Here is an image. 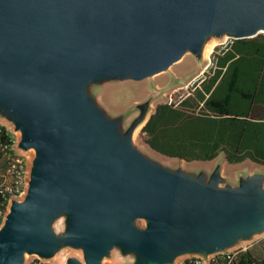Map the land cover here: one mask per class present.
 Segmentation results:
<instances>
[{"label":"water","instance_id":"95a60500","mask_svg":"<svg viewBox=\"0 0 264 264\" xmlns=\"http://www.w3.org/2000/svg\"><path fill=\"white\" fill-rule=\"evenodd\" d=\"M261 30L264 0H0V118L20 133L18 150L34 151L25 196L0 226V264L65 248L83 257L65 264H102L114 249L130 264L206 261L262 233L260 175L234 188L219 187V167L207 182L169 170L132 147L131 129L117 138L120 118H102L84 92L200 59L206 36Z\"/></svg>","mask_w":264,"mask_h":264},{"label":"trees","instance_id":"16d2710c","mask_svg":"<svg viewBox=\"0 0 264 264\" xmlns=\"http://www.w3.org/2000/svg\"><path fill=\"white\" fill-rule=\"evenodd\" d=\"M212 67L177 103L157 105L141 132L166 158L264 166V35L230 39L215 51ZM11 137L0 126L2 175L12 156ZM1 200V198H0ZM230 264H264L247 251Z\"/></svg>","mask_w":264,"mask_h":264},{"label":"rangeland","instance_id":"374dc122","mask_svg":"<svg viewBox=\"0 0 264 264\" xmlns=\"http://www.w3.org/2000/svg\"><path fill=\"white\" fill-rule=\"evenodd\" d=\"M229 40L224 36H206L202 47V52L203 49L204 52L203 55L201 52L200 59L188 52L181 60L173 64L166 71L152 77L141 81L100 80L97 81L99 83L86 84L84 86V92L90 98V101H88L90 105L93 108L99 109L98 111L102 118L108 120L120 118L115 126L117 138L122 139L129 129L132 130L131 145L146 158L172 171L180 170L184 174L193 177L202 174L205 182H207L215 168L219 167L221 176L219 187L238 188L250 176L258 174L262 179L261 189L264 190V166L256 165L249 160L238 164H228L222 154H219L211 161L186 162L176 158H166L157 154L147 146L145 142L147 137L141 132L142 127L157 105L177 103L188 94L193 85L200 81L204 71L212 67L211 57L213 53L227 46ZM197 73L199 74L194 77ZM146 101L147 107L143 111V116L132 126L134 120L141 114L140 109L137 108ZM0 124L15 131L13 126L2 118H0ZM15 132V145L17 147L20 133L18 131ZM27 152L29 155L28 168L30 170L34 158V151L28 150ZM2 168L3 165L0 161V173L3 170ZM65 222L66 217L59 216V218L51 220L49 226L55 235H61L65 231ZM137 224L138 226L143 225L142 222H138ZM242 246L256 259L260 260L264 258V231L250 237L248 241L237 244L231 249L234 250ZM187 257L189 256L181 257L182 259L178 258L176 264ZM69 258H76L80 262H83L82 251L65 248L50 260H42L36 256L25 255L24 264H65ZM132 260V256L123 257L118 249H114L110 252V257L102 261V264H130Z\"/></svg>","mask_w":264,"mask_h":264},{"label":"built area","instance_id":"2783aa9c","mask_svg":"<svg viewBox=\"0 0 264 264\" xmlns=\"http://www.w3.org/2000/svg\"><path fill=\"white\" fill-rule=\"evenodd\" d=\"M11 137L12 146L10 148L12 156L8 157L7 167L5 172L0 175V226L8 212L10 202L12 200L21 201L25 196L28 180L29 168L28 152H22L15 145V131L5 125H0ZM246 251L245 247L227 250L210 256L208 260H203L198 257H187L178 264H230L239 253Z\"/></svg>","mask_w":264,"mask_h":264},{"label":"bare ground","instance_id":"6f19581e","mask_svg":"<svg viewBox=\"0 0 264 264\" xmlns=\"http://www.w3.org/2000/svg\"><path fill=\"white\" fill-rule=\"evenodd\" d=\"M262 34H264V30H261L260 31ZM206 45V44H205ZM204 48H205V46H204ZM203 52H204V49H203ZM203 52H202V55H203Z\"/></svg>","mask_w":264,"mask_h":264},{"label":"crops","instance_id":"0c3cea01","mask_svg":"<svg viewBox=\"0 0 264 264\" xmlns=\"http://www.w3.org/2000/svg\"><path fill=\"white\" fill-rule=\"evenodd\" d=\"M200 73V72H199ZM199 73H197L194 77H196ZM194 79V78H193ZM0 125H3V124H0ZM181 258V257H180ZM182 259V258H181ZM175 264H176V261H175Z\"/></svg>","mask_w":264,"mask_h":264}]
</instances>
